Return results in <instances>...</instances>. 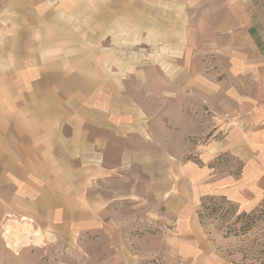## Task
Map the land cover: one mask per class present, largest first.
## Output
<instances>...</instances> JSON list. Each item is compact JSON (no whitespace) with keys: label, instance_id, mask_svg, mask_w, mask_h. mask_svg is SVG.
Here are the masks:
<instances>
[{"label":"crops","instance_id":"crops-1","mask_svg":"<svg viewBox=\"0 0 264 264\" xmlns=\"http://www.w3.org/2000/svg\"><path fill=\"white\" fill-rule=\"evenodd\" d=\"M113 35L122 47L130 35L168 36V66L184 70L167 76L169 87L184 83L185 115L205 129L193 101L231 117L209 152L240 165L211 181L214 162L203 155L211 164H190L185 181L252 209L264 197V0H0V226L18 217L77 233L100 220L102 179L122 173L144 185L145 113L130 97V72L112 58ZM143 72L132 79L143 84ZM152 145L153 162L176 161ZM128 164L138 172L123 176ZM196 257L180 255L209 264Z\"/></svg>","mask_w":264,"mask_h":264},{"label":"rangeland","instance_id":"rangeland-1","mask_svg":"<svg viewBox=\"0 0 264 264\" xmlns=\"http://www.w3.org/2000/svg\"><path fill=\"white\" fill-rule=\"evenodd\" d=\"M167 41V35L157 42L151 36L130 35L128 45L122 47L120 35L112 39V58L119 65L123 61V70L130 72V97L145 113V151L150 160L145 162L144 185L137 187L124 178L138 172L131 164L122 179V173L102 179L100 220L77 233L55 235L35 225L28 228L18 217L6 218L0 226V264H186L180 255L188 251L197 256L193 263L207 256L209 264H264V197L252 209L243 210L222 196L199 194L195 185L185 181L190 164L203 169L212 160L211 181L236 174L240 165L226 154L209 152L211 144L230 131L231 117L217 118L195 101L193 111L198 107L208 119V128L200 125V119L185 115V85L178 81L173 90L167 77L176 72L182 79L184 70L168 66L173 56ZM135 69L144 70L143 84L132 79ZM196 115L194 111L192 117ZM153 138L160 141L161 155H176V161L153 162L159 149L152 145ZM203 155L211 159L206 161ZM6 228H12L14 244L27 234L31 242L13 249L5 240ZM34 232L40 241L33 242Z\"/></svg>","mask_w":264,"mask_h":264},{"label":"bare ground","instance_id":"bare-ground-1","mask_svg":"<svg viewBox=\"0 0 264 264\" xmlns=\"http://www.w3.org/2000/svg\"><path fill=\"white\" fill-rule=\"evenodd\" d=\"M13 226H14V225H13ZM28 228H30V227L28 226ZM5 230H6L5 233H4L5 240H6L7 244H8V246H11L13 249H19L20 246H22V247H26L27 244L29 243V241L31 242V240H29V238H30L31 236L29 237L30 234H27L26 236H22V237H20V238H17L16 240L21 239V241H20V242H17V241H16L17 244H14V242H13L12 239H11L12 237H11V235H10L12 228H6ZM25 231H26V230H25ZM28 231H29V230H28ZM12 236H13V235H12ZM31 238H32V237H31ZM33 238H34L33 242H34V241H35V242H38V241H40L41 236H40L38 233H35V232H34V234H33ZM23 245H24V246H23Z\"/></svg>","mask_w":264,"mask_h":264},{"label":"trees","instance_id":"trees-1","mask_svg":"<svg viewBox=\"0 0 264 264\" xmlns=\"http://www.w3.org/2000/svg\"><path fill=\"white\" fill-rule=\"evenodd\" d=\"M209 200H212V199L210 198ZM199 218H200V221L202 222L204 216L201 213H199Z\"/></svg>","mask_w":264,"mask_h":264}]
</instances>
